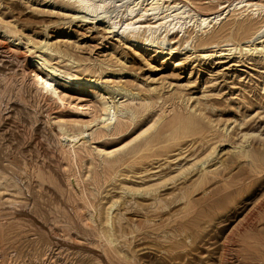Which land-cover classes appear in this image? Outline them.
Masks as SVG:
<instances>
[{
	"label": "rangeland",
	"instance_id": "rangeland-1",
	"mask_svg": "<svg viewBox=\"0 0 264 264\" xmlns=\"http://www.w3.org/2000/svg\"><path fill=\"white\" fill-rule=\"evenodd\" d=\"M0 1V12L13 24V36L22 40L15 43L11 34L8 37L0 29V264H105L70 248L72 240L61 241V232L43 228L40 221L41 217L50 218L52 212L63 222L68 215L59 214L62 208L70 211L67 201L59 197L61 192L67 195L66 172L73 168L71 150L63 149L67 143L61 128L76 135L75 151L80 162L98 145L121 147L131 143L160 113L167 115V133L179 128L185 112L199 118L200 126L194 125L188 136L171 142L165 152L155 153L135 166L123 165L112 182L106 172L94 171L95 178L85 188L86 193L98 197L106 207L128 195L127 190L133 194L139 191L141 200L151 197L147 192L162 195L168 207L148 214L158 225L129 227L125 230L126 243L125 239L118 243L122 252L135 256L132 264H264L263 54H230L224 46L225 38L214 40L207 48L199 46V38L217 31L220 22L201 31L197 24L185 20L191 36L175 33L173 41H168V36L162 44L149 47L103 25L111 19L118 23L117 28L123 26L126 9L135 0H107L113 3L94 21L81 18L75 8L68 9L76 19L65 26L63 17L40 13V7L50 6L52 0ZM45 26H49L48 36ZM91 26L102 30L90 33ZM158 34L164 38V29ZM46 39L64 49V55L53 56L52 64L76 74L89 75L91 71L92 77L110 85L154 95V112L132 122L122 119L118 134L104 137L99 124L102 108L91 88L60 81L46 93L36 83L35 73H44L33 64L30 49L34 51L33 47ZM192 40L197 43L196 50H191ZM203 50L210 55L203 57ZM85 65H100L103 72L88 71ZM54 87L62 100L57 99ZM173 95L178 96L180 109L168 107L162 112L160 106ZM179 129L183 133V128ZM216 155L223 164L219 177L224 178L222 186L216 180L200 178L202 165L213 163L211 158ZM258 157L260 166L254 171L249 165ZM23 161L35 163L47 178L41 193L50 203L39 202L33 214L20 213L17 207L24 201L16 195V169ZM206 188L210 192L204 195ZM75 193L80 196L82 190L78 188ZM186 198L191 201L189 211ZM86 241L85 234L79 232L77 242ZM107 263L124 264L106 259Z\"/></svg>",
	"mask_w": 264,
	"mask_h": 264
},
{
	"label": "bare ground",
	"instance_id": "bare-ground-1",
	"mask_svg": "<svg viewBox=\"0 0 264 264\" xmlns=\"http://www.w3.org/2000/svg\"><path fill=\"white\" fill-rule=\"evenodd\" d=\"M93 1L94 0H52L50 6L45 5L38 9L40 10V13L48 12L52 16L58 15L60 18L63 17L61 23L65 26L71 24V22L73 23L76 19L74 13H67V11H69L68 9L75 8V13H78L79 16L81 15V18L86 20L93 19L94 21L100 18V14H102L113 3L108 2L107 0H100L98 4H95ZM203 1L204 0H135L126 9L127 18H125L126 20L123 22V26L117 28L118 23L111 19L103 21V25H108L107 27L111 30H117V34L121 35V37L124 36L127 40L134 38L133 41L137 42L139 45L149 47L152 44L155 45V43L162 44L168 36H170L168 41H173L175 33H183L182 37L185 35L191 36L192 32L189 30L190 26H187L185 20L188 21L189 19L188 23L194 22L193 24H197V29L201 31H205V29L209 28L212 23L215 25L217 22H220L217 31H213L211 35L206 38H199V46H206L205 48H207L209 46L207 44L216 42L214 40L225 38L226 44H224V46L230 54L236 52H243L246 54L248 52L264 55V0H237V2L236 0H209L207 3H202ZM2 3L3 2L0 1V7L3 5ZM46 7L48 10H45ZM209 7L215 8V11H205L206 8ZM163 8L166 10L162 11ZM136 11L138 12L136 13ZM5 18L4 13H1L0 29H3L4 34L8 37L10 36L8 34H11L10 38H12L13 42L16 43L19 41V43H22L21 38L13 36L14 30L12 22L6 21ZM48 28L49 26L44 27L47 36ZM176 28L177 30L174 31ZM162 29H164L165 33V36H163L164 38H161V34H158ZM99 30H102L100 26H91L88 28V32L90 33L94 31L98 32ZM162 35L164 34L162 33ZM237 38H244L245 40L243 42H232ZM27 40L31 42L30 39ZM194 40H192V44L195 43ZM184 41L189 43V40L187 39ZM192 44L190 45L191 50H196L197 43H195L193 47ZM33 49L34 51L30 49L32 52L31 60L35 59L32 61L33 64L38 66L44 73V75L35 73L36 83L41 90L49 93L51 92L53 85L60 81H63L66 84L67 82L71 83L73 81L76 87L92 89L91 92H94L93 96L98 99L102 108V116L99 124L104 128V137L115 136V134H118L120 130L119 124L122 125L120 120L126 119L129 122L136 121L140 117L154 112L157 106V102L154 101V95L148 93L144 94L145 92L137 93L124 86L110 85L108 82L100 80V78L97 79L92 77V75H90L92 74L91 71L89 75L76 74L65 67L59 68L52 64L53 56L62 53L64 55V49L58 44L50 43V40H44L39 46H34ZM1 50L2 48L0 47V52H2ZM170 50L173 52L174 48L170 47ZM209 55L210 54L207 50L202 51L203 57ZM129 62L132 63V61ZM83 67L88 71L93 69L94 72H103L100 65H85ZM53 90H55L54 93L57 94V99L62 100L63 98L57 88ZM118 96H120V98H118ZM157 98L161 99L162 96L158 95ZM168 107H172V109L175 110L180 109L178 96L173 95L168 97L165 104L160 106V110L165 112ZM166 119L167 115L165 116V114L160 113L157 116V120H155L152 125L148 128L145 127L147 129L142 130L136 138L131 140L132 145L130 142H127L121 147L101 144L94 147L92 155L89 158L81 159L80 162H78L75 151L77 147L75 144L77 139L76 135L65 128H61L63 131V137H65L64 139L66 141L65 142L62 139L63 141L61 142L67 143V147L63 146V149L71 150L70 157L73 168H71L70 172H66L68 175L66 178V184L68 186L67 195H65V192L59 194L61 200L67 201L70 206V211L67 213L64 207L59 214L68 215L70 220L67 217V220L62 222L54 215V213L50 212V218L41 217L40 219L43 228H49V230L55 229V231L57 230L61 232L64 237L61 241H64L65 238L72 240V243H70L72 246L70 248L82 250L83 253L86 252L89 255L88 257L92 258V260L105 261V264L106 259L110 263L118 261L124 264H132L135 256L125 251L122 252L118 243L120 239H125L124 243H126L125 230L129 227L144 228L146 225H158V223H155V219H152V217L151 219L149 218L148 214L150 211L156 213L158 210L163 211V209L168 207V205L164 203L162 195L159 193L151 194L147 192L151 197L147 196L148 200H143V198L141 200V193L139 191L136 194H133L130 193L131 190H127L129 194L122 196L120 201H117L119 205L114 209L117 202L113 201L110 206L106 207L102 202L98 201V197L95 195L90 197L86 193L85 188L92 184V180L95 178L93 176L94 171L106 172L109 180L112 182L116 179L117 172L123 165H128L129 163L130 166H135L139 161H145V159H148L155 153V155H157V153L165 152L171 147V142L188 136V134L193 131L192 127H194V125L200 126L199 123L201 122L195 115L185 112L183 119L180 122L182 127L179 126V128H183V133H181L178 127L171 128L167 133ZM157 125L160 126L157 127ZM155 126L157 128L149 133V131L155 128ZM166 153H168V151ZM260 160L261 158L258 157L254 163L249 165V167L256 171L260 166L258 164ZM211 162L213 163H210V165L207 163L206 165H202V163H200V165H202L199 170L200 178L216 180V183H219V185H224L225 182L223 176L222 178H219L221 176L220 170L222 169V162L219 161L218 156L213 159L211 158ZM46 181V176L35 163L31 161H23L22 165H18L16 169V195L22 196L24 199V201L17 206L20 209V213L29 211L30 214H33L35 212L33 208L39 202L43 204L50 203V199H46L41 193V191L45 189L44 185ZM37 187L39 189H37ZM78 188L82 190L80 196H77V193H75ZM156 190L157 189H155V191ZM38 192L40 193L38 194ZM208 192H210V188L204 189L203 194L207 195ZM186 199L185 208L188 210L191 201L188 198ZM169 210H171L170 207ZM79 232L85 234L87 239L85 243L77 242ZM55 237L59 238L58 236ZM52 238H54V236ZM92 238H96V241ZM46 255L50 258V253H46Z\"/></svg>",
	"mask_w": 264,
	"mask_h": 264
}]
</instances>
